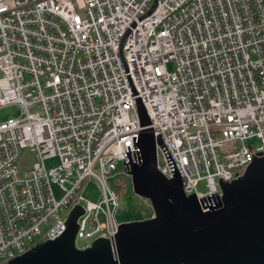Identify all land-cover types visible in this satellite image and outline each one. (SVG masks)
<instances>
[{
    "label": "built area",
    "instance_id": "built-area-1",
    "mask_svg": "<svg viewBox=\"0 0 264 264\" xmlns=\"http://www.w3.org/2000/svg\"><path fill=\"white\" fill-rule=\"evenodd\" d=\"M13 105L0 264L60 237L76 207V247L103 238L115 254L118 177L141 161L144 129L159 172L205 212L264 157V0H0V108Z\"/></svg>",
    "mask_w": 264,
    "mask_h": 264
},
{
    "label": "water",
    "instance_id": "water-1",
    "mask_svg": "<svg viewBox=\"0 0 264 264\" xmlns=\"http://www.w3.org/2000/svg\"><path fill=\"white\" fill-rule=\"evenodd\" d=\"M143 126L150 124L140 103ZM160 140V139H159ZM141 161L127 168L136 194L150 200L154 216L123 222L115 254L107 239L84 250L75 245L81 207L66 231L8 264H264V157L244 174L221 181L223 197L203 211L195 194L186 195L181 177L165 178L156 165V139L141 133Z\"/></svg>",
    "mask_w": 264,
    "mask_h": 264
},
{
    "label": "rangeland",
    "instance_id": "rangeland-1",
    "mask_svg": "<svg viewBox=\"0 0 264 264\" xmlns=\"http://www.w3.org/2000/svg\"><path fill=\"white\" fill-rule=\"evenodd\" d=\"M173 64H171L172 66ZM21 115V109L17 106H7L0 108V124L11 119L17 118ZM24 157L27 160L31 157L30 152L27 150L24 152ZM57 160H52V163H56ZM120 171L124 170L123 166L120 165ZM121 182L122 188L120 190V213L118 218L122 222H129L133 220H144L151 216L154 209L149 199L144 198L135 193L132 178L127 173L118 177ZM200 193H207L205 181H201L197 187ZM58 198L61 197V193L55 189ZM96 186L94 180H91L86 189V196L95 199L96 198Z\"/></svg>",
    "mask_w": 264,
    "mask_h": 264
},
{
    "label": "trees",
    "instance_id": "trees-1",
    "mask_svg": "<svg viewBox=\"0 0 264 264\" xmlns=\"http://www.w3.org/2000/svg\"><path fill=\"white\" fill-rule=\"evenodd\" d=\"M130 177H131V176H130ZM121 188H122V185H121V183H120V184L117 186V190L120 191Z\"/></svg>",
    "mask_w": 264,
    "mask_h": 264
}]
</instances>
